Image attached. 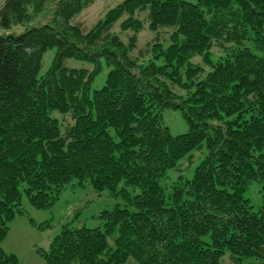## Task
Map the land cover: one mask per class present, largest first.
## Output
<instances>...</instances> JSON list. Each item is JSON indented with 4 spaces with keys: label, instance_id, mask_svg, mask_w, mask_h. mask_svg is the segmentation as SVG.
<instances>
[{
    "label": "trees",
    "instance_id": "1",
    "mask_svg": "<svg viewBox=\"0 0 264 264\" xmlns=\"http://www.w3.org/2000/svg\"><path fill=\"white\" fill-rule=\"evenodd\" d=\"M94 1L0 6V264H17L2 243L24 194L50 209L86 184L122 201L103 227L66 223L46 264H264V0H123L89 30L73 23ZM147 20L169 37L134 56ZM103 60L107 80L92 91ZM171 109L187 133L171 134Z\"/></svg>",
    "mask_w": 264,
    "mask_h": 264
},
{
    "label": "rangeland",
    "instance_id": "2",
    "mask_svg": "<svg viewBox=\"0 0 264 264\" xmlns=\"http://www.w3.org/2000/svg\"><path fill=\"white\" fill-rule=\"evenodd\" d=\"M123 0H95L92 6L78 15L73 23L84 24L86 30H89L98 20L102 19L106 13L116 7ZM5 0H0V6ZM143 20L147 19V12H142ZM146 28L138 35L137 50H144L147 45L156 40L163 41L169 37L168 28H163L159 32L149 30L148 20L145 22ZM23 27H14L11 32H21ZM119 31V30H118ZM0 34H5L0 27ZM125 37L132 35L123 34ZM128 35V36H127ZM164 42V41H163ZM165 44H168L165 42ZM55 57V49L48 50L42 61L40 76H43L50 69ZM196 63H202L200 57L195 58ZM65 66L75 69H93V65L85 61L68 59ZM110 68L102 61V71L92 84V91L101 89L107 80ZM59 112H54L57 117ZM62 122L71 121L70 116H61ZM163 120L170 129L172 135H182L189 131V126L180 110H168L164 113ZM204 152L195 154L193 158L183 161L182 168L191 165L196 167L204 158ZM177 172H170L168 179L162 181V185H169L177 177ZM133 192V189H130ZM246 197L251 201L254 209H258L262 203L260 189L257 184H252L246 192ZM122 198L113 197L108 191L98 192L90 184L82 188L64 190L57 202L50 209H37L34 207L26 195L22 198L23 214L17 215L9 224V232L2 243L5 252L14 254L17 257V264H46L41 252L48 250L53 239L61 232L66 223H72L78 226H86L90 229L103 227L104 220L100 217L104 210L112 209L120 203ZM223 264H235L230 260L229 255L222 258ZM246 263V262H244Z\"/></svg>",
    "mask_w": 264,
    "mask_h": 264
}]
</instances>
